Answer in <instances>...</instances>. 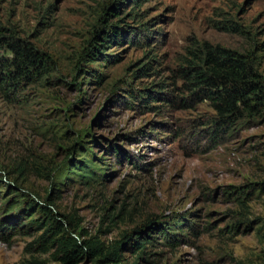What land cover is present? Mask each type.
Wrapping results in <instances>:
<instances>
[{
    "label": "rangeland",
    "instance_id": "374dc122",
    "mask_svg": "<svg viewBox=\"0 0 264 264\" xmlns=\"http://www.w3.org/2000/svg\"><path fill=\"white\" fill-rule=\"evenodd\" d=\"M109 1L0 0L1 25L47 60L39 81L0 92V220L48 198L54 214L75 217L79 239L124 240V264L145 233L140 264H264V113L219 121L174 75L185 47L206 40L251 50L264 83V0L125 4L111 22L134 31L103 50L117 62H88L83 50ZM228 20L245 34L216 28ZM31 239L0 240V264H17Z\"/></svg>",
    "mask_w": 264,
    "mask_h": 264
},
{
    "label": "trees",
    "instance_id": "16d2710c",
    "mask_svg": "<svg viewBox=\"0 0 264 264\" xmlns=\"http://www.w3.org/2000/svg\"><path fill=\"white\" fill-rule=\"evenodd\" d=\"M139 2L111 0L103 6L98 27L94 29L88 46L83 50L84 60L94 62L99 60L98 57H105L109 62H117V58H113L115 56L103 53L107 47L106 43L119 44L127 38V34L133 33L134 29L126 24L119 25V22L123 21L122 18L115 22H111V19L118 18L120 6L129 4L133 8L139 7ZM132 14L133 18L138 15ZM218 24L220 26L216 28L222 31L245 34L242 27L231 20L221 21ZM4 47L11 56L0 54L1 93L7 95L10 91L17 90L22 81L33 83L41 79L47 68V60L43 58L42 53L16 37L10 29L0 23V50ZM141 70L145 73L150 67L147 64ZM174 75L183 81V88L190 99L207 101L210 104L220 118L219 121L232 124L245 116L253 118L264 113L263 77L251 50L241 51L212 44L206 40H195L185 47L184 55L181 56ZM96 82H100V76H97ZM235 189L239 193L244 192L240 187ZM245 199L246 197L241 195L237 196L236 201L240 207L246 205ZM52 204L53 202L48 198L44 202L29 200L24 202L21 209L13 213L11 220H0V240L3 242L9 244L18 234L32 237L23 247L24 257L17 264H48L49 262L79 264L84 259L95 264H124L121 254V243L124 240L117 241L109 247L104 246L98 237L79 239L74 235L78 227L75 217L54 214ZM35 213H38L37 216H33ZM22 217L25 219L24 222ZM114 217L116 214L111 215L110 220ZM166 228L152 226L149 230H159L165 242L170 246L177 245V241L171 238ZM35 233L36 236L33 235ZM146 236L145 233L143 236L133 238V247L136 250L133 264H140L139 260L142 256L145 260ZM124 238L128 240L129 235H125Z\"/></svg>",
    "mask_w": 264,
    "mask_h": 264
}]
</instances>
